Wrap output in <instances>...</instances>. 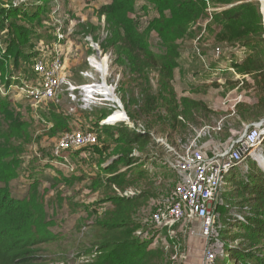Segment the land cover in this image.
Masks as SVG:
<instances>
[{
	"label": "trees",
	"instance_id": "trees-1",
	"mask_svg": "<svg viewBox=\"0 0 264 264\" xmlns=\"http://www.w3.org/2000/svg\"><path fill=\"white\" fill-rule=\"evenodd\" d=\"M243 1L246 0H147L143 9L158 14L148 29L155 30L163 39L167 46L163 54L152 51L146 39L147 32L141 33L137 26L133 14L138 0H112L100 8V14L106 16L112 33L109 44L126 57L144 99L142 103L140 95L131 91L127 109L135 125L130 126L124 121L115 125L101 126L99 121L94 124L96 128L92 131L102 142L93 149L99 156L96 172L80 176L63 173L52 176V184L56 186L83 183L92 195H99L91 204L97 215L95 226L99 227V234L89 243L71 245L77 250L76 258H86L85 264H154L162 257L160 251L151 248L156 229L135 218L139 210L148 207L157 198L155 183L146 168V171L140 169L141 172H131L144 160H160L156 152L162 147L151 134L153 126L149 117L153 114L165 109L167 116L165 114L164 120L167 124L174 131L184 134L191 123L198 124L200 116L210 117L214 113L201 99H178L173 87L179 56L176 42L206 13L208 3L234 4L233 8L215 14V22L221 27L215 37L218 42L230 45L240 43L250 47L247 56L231 63L242 79L231 81L230 88L242 84L254 91L257 102L240 111L245 120L258 121L264 117V24L259 4ZM47 12V4L37 6L35 11L24 9L21 4L0 7V27L7 23L11 28L9 33L4 34L8 45L0 54V79L6 86H9L14 75L10 67L17 69L21 61L29 59L33 66L44 51L51 50L54 41H45L35 28L42 26ZM34 39L39 40L41 49L29 53L27 48L34 46ZM30 57L33 58L32 62ZM150 73L158 76L157 94L150 85ZM214 86L220 85L214 82ZM138 104L143 105L139 109L141 117L131 110L133 105ZM58 108L53 101L47 113L41 111L48 126L46 133L50 137L72 132V124ZM21 110L22 105H17L9 96L0 93V264H46L50 258L63 259L70 247L65 246V234L53 230L58 222L48 213L43 181L51 178L32 170L33 166L30 165L33 161L27 164L25 159L29 147L40 137V128L32 114L26 118ZM110 115L103 113L102 119ZM119 118L123 116L116 112L109 121ZM139 123L145 124L146 130H137L141 127ZM258 165L257 162L253 163L245 176L239 172L232 173L230 182L234 189L231 198L227 197V192L222 194L223 205L228 204L226 206H229L230 212L232 207L246 206L248 215L246 222L235 219L233 226L238 230L231 231L227 228L233 215H226L228 208L220 207L224 218L217 223L219 229L216 237H230L232 244L227 243V247H233L229 257L226 256L223 261L221 257L216 258L218 264H264V167ZM29 175L31 180L26 195L23 198L14 197L11 183ZM138 184L143 186L137 187ZM133 186L136 188L134 194H120ZM60 201L64 199L60 198Z\"/></svg>",
	"mask_w": 264,
	"mask_h": 264
},
{
	"label": "rangeland",
	"instance_id": "rangeland-1",
	"mask_svg": "<svg viewBox=\"0 0 264 264\" xmlns=\"http://www.w3.org/2000/svg\"><path fill=\"white\" fill-rule=\"evenodd\" d=\"M112 0H0V7L9 8L12 5H22L24 9L35 11L37 6L47 4V13L42 22V26H36L38 32L41 33L43 39L47 42H53L58 39L57 33L61 32L62 38L61 47L64 54L65 70L68 76L76 83L86 82L82 73L90 70L88 58L95 53H100L102 57H109V75L107 76L108 61L105 57L102 61L103 78L107 77L108 82L115 84L116 95L110 101L102 102L92 109H81L77 103L69 102L65 94H61L59 101H54L59 107L58 111L69 119L72 124V132L95 130L94 124L99 121V124L104 125L102 119L103 113L114 114L120 113L130 126L135 125L128 114L127 103L130 101L131 91L134 90L136 95H140L143 103L144 94L132 75L126 57L123 53H119L116 48L109 44L112 38V33L109 30V25L106 21V16L100 14V8L104 4L111 3ZM259 4L261 13L260 0H246ZM242 3V2H239ZM147 4V0H138L137 9L133 14L136 19L137 26L141 33H146V39L149 45L157 54H163L167 50V46L163 43L161 36L155 31H149L148 26L154 17H157V12L153 10L145 11L143 5ZM234 7V4H212L208 3L206 13L192 24L188 33L177 40L178 51V66L176 68L173 87L177 98L193 97L201 99L207 103L210 110L214 113L210 117L200 116L198 124L191 123L187 133L174 131L164 120L165 109L160 113L153 114L149 117L153 128L151 129L152 136L156 139L162 150H158L156 155L159 156L158 162L147 161L140 162L131 174L141 172L140 169L146 168L151 175L152 181L155 183L157 198L153 199L149 206L139 210L135 218L146 223L148 227L155 229L153 215L162 208L174 195L175 188L181 183L183 176L177 169L178 161L182 156H185L192 146L200 149L208 157L224 154L237 145V141L245 136L247 132L254 126L261 125L264 129V117L258 121L245 120L240 111L249 105L257 102L254 91L246 88L242 84L230 88V82L241 80L242 78L235 74L231 69V63L238 60L249 53L248 45L236 43L218 42L216 40V32L220 31L218 23L215 22V14ZM262 15V13H261ZM263 19V15H262ZM36 23V22H35ZM264 24V23H263ZM264 26V25H263ZM11 28L9 24L4 23L0 27V51L4 50L8 42L5 33H9ZM53 44V43H52ZM94 46V47H93ZM39 40L34 39V46L27 48V52L33 53L40 48ZM50 51H44L49 53ZM2 54V52L0 53ZM31 58V57H30ZM33 58H31L32 62ZM13 59H11V62ZM21 61L20 67L17 69L10 67L14 74L12 80V101L17 105H22L21 112L26 118L32 114L38 121L40 128L37 138L25 155L27 164L31 161L32 170L39 171L40 174L47 175L51 180L46 179L44 188H46V200L48 213L57 222L53 230L65 234L67 242L66 247H70L68 253L63 259L50 258L46 264H85L86 258H76L77 250L71 245L81 243H89L99 234L100 229L95 226L97 215L94 213L93 201L97 200V194L92 195L87 185L83 183H75L68 185L62 183L58 186L52 184V176H61L60 173L75 174H92L97 171L99 156L94 153L95 145H101V138L98 142L92 145H82L79 147H71L66 150L57 149L58 143L66 134H58L50 137L46 132L48 126L44 114L48 112V107L52 100H41L37 107H33L28 99L23 97L21 90H17V85L21 83L20 78L25 77L34 79L31 66L32 63ZM95 77L101 75L94 73ZM134 79L135 81H132ZM214 82L220 86H214ZM5 84V82H3ZM17 84V85H16ZM205 84H212L207 87ZM150 85L156 94L159 91L158 76L155 73H150ZM197 88V89H196ZM196 89V90H195ZM131 94V95H130ZM126 99V101H125ZM243 105L240 109L238 106ZM142 104L133 105L131 110L134 114L138 113ZM20 110V108H19ZM167 112V110H166ZM167 116V114H166ZM120 118V119H123ZM39 119V120H38ZM142 120V119H141ZM119 122V121H117ZM117 122L111 125H115ZM44 123V124H43ZM107 124V123H106ZM48 125V124H47ZM141 126L137 130H146L147 126L139 123ZM104 138L106 134H103ZM259 153L263 156V161L256 158L255 154ZM241 165L235 168L232 173L239 172L246 175L250 171L252 164L257 162L258 166L264 167V137L262 138L259 147L247 154ZM28 166V165H26ZM145 170V171H146ZM49 174V175H48ZM226 176L225 183L220 187L218 195L210 208L213 214V231L214 233L208 239L202 236L193 234L198 233L201 227L199 218L189 215H184L181 219H168L165 224L160 227L156 235L152 237L153 243L151 248L162 253L161 259L154 264H203V257L196 253L188 255L189 243L192 240L205 239V249L210 247L214 254L212 262L209 264H218L216 258L226 259L231 251V247H227V243L232 244L230 237L225 239L221 235L217 236L218 221L224 218L221 216L220 207H226L227 214L233 215L230 217V225L228 230L235 229L233 224L236 220L246 222L248 208L246 206H236L231 208L223 205L222 194L227 192V197L231 198V192L234 189L230 182L232 175ZM238 174V173H237ZM31 175L16 180L11 183L12 194L16 198H23L29 186ZM239 178V175L236 179ZM87 183V182H86ZM85 183V184H86ZM143 186L138 184L137 187ZM136 192V188H128ZM63 198L64 201H60ZM236 219V220H235ZM230 234V233H229ZM147 238V237H146ZM150 238V236L148 237ZM216 238V239H215ZM195 240V241H196ZM193 242V241H192ZM198 258H202L201 261ZM235 264V263H231Z\"/></svg>",
	"mask_w": 264,
	"mask_h": 264
},
{
	"label": "built area",
	"instance_id": "built-area-1",
	"mask_svg": "<svg viewBox=\"0 0 264 264\" xmlns=\"http://www.w3.org/2000/svg\"><path fill=\"white\" fill-rule=\"evenodd\" d=\"M58 39L52 44L49 53L43 54L32 66L34 79L21 77V83L17 85V90H21L23 97L31 102L33 107H37L41 100L59 101L61 94H65L71 103L84 110L107 101V96L116 95L115 84L108 82L107 77L103 78L102 61L107 57L109 75V57H102L95 51L88 58L90 70L82 73L88 79L86 82L76 83L65 70L64 54L61 47V32L57 33ZM94 47V46H93ZM5 50V49H4ZM0 51V53L4 52ZM232 71L234 69L231 67ZM94 73L101 75L95 77ZM236 74V73H235ZM14 76H12L13 78ZM12 83V80H11ZM6 86L0 79V93L9 96L11 99L12 85ZM111 115L103 121L104 124H114L117 121H109ZM263 126L257 125L251 128L247 134L236 143L237 145L224 154H217L211 157L205 155L200 149L192 146L185 156H182L177 164V169L181 172L183 179L175 188L171 200L165 203L154 215L155 229H159L168 219L179 220L184 215L194 216L200 219L201 227L197 236L208 239L213 232V214L210 210L215 201L220 187L225 183L226 176L239 167L245 160L247 154H251L261 144L264 137ZM98 142L95 132L87 130L66 133L58 143L57 149L66 150L71 147L82 145H92ZM133 190L120 192L121 195H132ZM214 254L211 248L204 250L203 264L212 262Z\"/></svg>",
	"mask_w": 264,
	"mask_h": 264
},
{
	"label": "crops",
	"instance_id": "crops-1",
	"mask_svg": "<svg viewBox=\"0 0 264 264\" xmlns=\"http://www.w3.org/2000/svg\"><path fill=\"white\" fill-rule=\"evenodd\" d=\"M159 229H157L156 231H158ZM196 239H198V238H196ZM195 240H192L193 242L192 241L188 242L190 248H188V252L187 253H188V255L193 256L191 254L197 252L198 255L202 256L203 252L205 250V243L207 242V240H205V239H200V240H196V241ZM203 259H204V257H203ZM198 260L201 261L202 258H201V260H200V258H198ZM198 264H201V263L199 262Z\"/></svg>",
	"mask_w": 264,
	"mask_h": 264
},
{
	"label": "bare ground",
	"instance_id": "bare-ground-1",
	"mask_svg": "<svg viewBox=\"0 0 264 264\" xmlns=\"http://www.w3.org/2000/svg\"><path fill=\"white\" fill-rule=\"evenodd\" d=\"M102 64V63H101ZM115 96V93L114 94H112V96H107L106 97V100L107 101H110V100H112V98ZM255 156H256V158L260 161V163L263 161V156L260 154L259 155V153H256L255 154Z\"/></svg>",
	"mask_w": 264,
	"mask_h": 264
},
{
	"label": "water",
	"instance_id": "water-1",
	"mask_svg": "<svg viewBox=\"0 0 264 264\" xmlns=\"http://www.w3.org/2000/svg\"><path fill=\"white\" fill-rule=\"evenodd\" d=\"M261 2V13L263 15V23H264V0H260Z\"/></svg>",
	"mask_w": 264,
	"mask_h": 264
}]
</instances>
